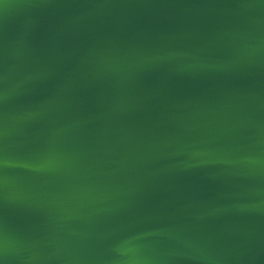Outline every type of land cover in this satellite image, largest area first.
I'll return each instance as SVG.
<instances>
[{"label":"water","instance_id":"obj_1","mask_svg":"<svg viewBox=\"0 0 264 264\" xmlns=\"http://www.w3.org/2000/svg\"><path fill=\"white\" fill-rule=\"evenodd\" d=\"M0 264H264V0H0Z\"/></svg>","mask_w":264,"mask_h":264}]
</instances>
